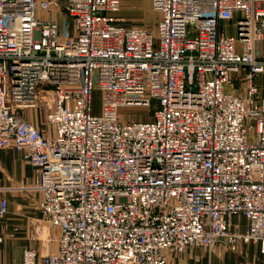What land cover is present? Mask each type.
I'll return each mask as SVG.
<instances>
[{
  "label": "built area",
  "instance_id": "obj_1",
  "mask_svg": "<svg viewBox=\"0 0 264 264\" xmlns=\"http://www.w3.org/2000/svg\"><path fill=\"white\" fill-rule=\"evenodd\" d=\"M152 3L156 27L122 0H0V149L36 171L0 184V218L6 192L37 191L59 229L56 252L26 247L23 264H170L222 241L264 257V0ZM137 105L151 120L122 118Z\"/></svg>",
  "mask_w": 264,
  "mask_h": 264
},
{
  "label": "crops",
  "instance_id": "obj_2",
  "mask_svg": "<svg viewBox=\"0 0 264 264\" xmlns=\"http://www.w3.org/2000/svg\"><path fill=\"white\" fill-rule=\"evenodd\" d=\"M125 17L128 21L132 15ZM25 114L33 123L41 125L32 111ZM35 180V168L17 150L10 147L0 149V184L32 185ZM4 196L8 207L6 215L0 218V264H23L26 247L34 248L42 254L56 252L59 229L44 220V214L38 207L40 193L9 190ZM239 219L243 217L235 216L233 223L239 224ZM248 246H251L253 254L250 259H244L243 256L250 252ZM243 248L247 254L235 252L240 257L235 256L234 251L226 247L223 241L212 250L190 248L179 254H171L170 264H264V257L256 254V245L249 243Z\"/></svg>",
  "mask_w": 264,
  "mask_h": 264
},
{
  "label": "rangeland",
  "instance_id": "obj_3",
  "mask_svg": "<svg viewBox=\"0 0 264 264\" xmlns=\"http://www.w3.org/2000/svg\"><path fill=\"white\" fill-rule=\"evenodd\" d=\"M125 3V4H124ZM121 16L125 17L126 15H132L131 19L129 18L128 23H140L142 24H148L152 27H156V24L158 20L160 19V12L158 10H155L152 0H122L121 10H120ZM52 14H49L47 16H51ZM59 21L60 25V32L62 33L65 28V20L62 16H56ZM226 31L236 34V28L230 25V23H225ZM260 50H264V42L258 43ZM257 83L261 86V89L264 92V73H262L257 79ZM235 85H237V91L244 92L245 85L241 81V84L237 82ZM239 87V90H238ZM243 88V89H242ZM102 104H103V93L102 90L98 88L97 82L95 90L93 91V113L94 114H100L102 110ZM34 111V110H33ZM28 112V110L26 111ZM35 112V111H34ZM37 113V112H36ZM120 113L122 115V118L124 120L130 119V120H151L152 114H153V108H150L149 106H126L122 107L120 109ZM36 116V115H35ZM37 117V116H36ZM38 122L43 123V119L38 117ZM240 223L245 224V219H239ZM249 251H252L251 246H248ZM258 251V250H257ZM234 251V255L238 256ZM247 255L243 256L244 259H250L252 256V252ZM238 253V252H237ZM259 252H256V254ZM258 263V262H257Z\"/></svg>",
  "mask_w": 264,
  "mask_h": 264
}]
</instances>
